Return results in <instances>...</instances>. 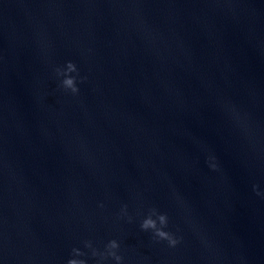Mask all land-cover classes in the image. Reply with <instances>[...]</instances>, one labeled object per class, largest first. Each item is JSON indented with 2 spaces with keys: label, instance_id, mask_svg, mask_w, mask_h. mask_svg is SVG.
<instances>
[{
  "label": "water",
  "instance_id": "1",
  "mask_svg": "<svg viewBox=\"0 0 264 264\" xmlns=\"http://www.w3.org/2000/svg\"><path fill=\"white\" fill-rule=\"evenodd\" d=\"M0 264H264V0H0Z\"/></svg>",
  "mask_w": 264,
  "mask_h": 264
}]
</instances>
